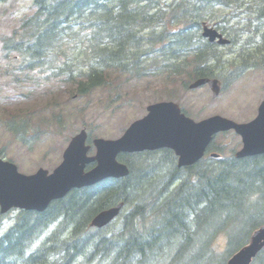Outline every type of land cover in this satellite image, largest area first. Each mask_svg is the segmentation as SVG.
<instances>
[{"label": "trees", "instance_id": "obj_1", "mask_svg": "<svg viewBox=\"0 0 264 264\" xmlns=\"http://www.w3.org/2000/svg\"><path fill=\"white\" fill-rule=\"evenodd\" d=\"M197 3L245 7L242 13L253 18L247 25H255L256 40L247 37L238 55L246 58L245 66H264L263 0H34L37 11L2 39L3 54L17 52L23 66L18 72L33 71L52 64L48 51L63 38L68 45L80 44L76 57L85 69L77 70L67 60L49 70L81 96L105 84L112 68L130 78L142 76L155 67L154 50L174 75L191 68V78L212 77L221 53L197 35L196 13H184L189 8L197 12ZM164 8L180 14L176 17L175 11ZM165 18L166 23L176 19L193 28L178 31L177 42L170 39L167 45L172 36L167 28L159 33L151 28L148 45H143L141 29ZM12 77L17 81L16 74ZM12 110L4 116L6 128L25 143L28 118ZM41 132L37 129L35 136ZM120 160L130 168L126 178L73 190L42 213L18 212L0 236V264H226L264 225V155L186 169L175 166L169 151L158 158L135 154ZM119 203L124 210L113 229L89 227L97 213ZM219 234L226 241L222 253L212 246ZM252 264H264V250Z\"/></svg>", "mask_w": 264, "mask_h": 264}, {"label": "rangeland", "instance_id": "obj_2", "mask_svg": "<svg viewBox=\"0 0 264 264\" xmlns=\"http://www.w3.org/2000/svg\"><path fill=\"white\" fill-rule=\"evenodd\" d=\"M33 5L32 0H7L0 3V37L9 35L23 17L31 15L34 12ZM200 13L209 26H215L225 18L229 24H236L239 19L232 17V10L221 6L207 10L204 6ZM221 52L227 58L231 55L230 49L223 48ZM12 63L10 58L2 56L0 49V150L3 149L5 160L14 163L25 174H32L38 168L50 171L55 168L61 161L67 141L81 128L86 127L92 138L114 139L131 122L145 115L149 102L157 97H168L160 92L158 88L161 81L154 77L128 80L120 76L113 79L114 88L111 92L97 89L85 98L77 96L70 86L65 87L56 80L46 83L41 75L34 78L32 85L26 82L14 86L4 74L5 68ZM175 87L171 100L178 101L194 120L214 114L237 121H241V118L251 119L264 97V69L245 72L216 99H212L207 87L185 91L180 82ZM11 109L27 116L30 126L26 136L30 144L13 139L1 125L6 111ZM35 129L45 131L37 141L34 139ZM216 143L224 145V150L229 151L238 147L239 140L227 134L218 136ZM221 236L224 240V236ZM220 238L217 237L215 243L218 250L222 249Z\"/></svg>", "mask_w": 264, "mask_h": 264}, {"label": "water", "instance_id": "obj_3", "mask_svg": "<svg viewBox=\"0 0 264 264\" xmlns=\"http://www.w3.org/2000/svg\"><path fill=\"white\" fill-rule=\"evenodd\" d=\"M204 36L213 41L215 32L205 30ZM223 43V41H219ZM208 82L214 95L218 88L215 81L199 80L191 88ZM148 115L134 122L125 134L115 141L95 140L97 154L86 158L84 147L85 132L75 136L63 153L62 163L51 173L39 169L30 176L21 175L16 167L0 160V212L11 208L42 212L52 200L62 198L71 189L90 186L107 177H123L128 171L115 160L119 153L169 148L179 157L178 167L194 164L213 134L234 129L242 138L243 148L236 157L264 153V105L255 120L248 124L237 125L229 120L212 117L199 123L180 114L177 105L159 103L147 108ZM97 161V166L84 173L85 164ZM120 206L98 214L91 225L101 228L111 221ZM264 247V227L255 231L248 246L235 254L227 264H249L251 259Z\"/></svg>", "mask_w": 264, "mask_h": 264}, {"label": "bare ground", "instance_id": "obj_4", "mask_svg": "<svg viewBox=\"0 0 264 264\" xmlns=\"http://www.w3.org/2000/svg\"><path fill=\"white\" fill-rule=\"evenodd\" d=\"M253 66V65H252ZM196 173V172H195ZM121 246H122V243H121V245H120V248H121ZM104 247V246H103ZM111 247V246H110ZM108 251V250H107Z\"/></svg>", "mask_w": 264, "mask_h": 264}]
</instances>
